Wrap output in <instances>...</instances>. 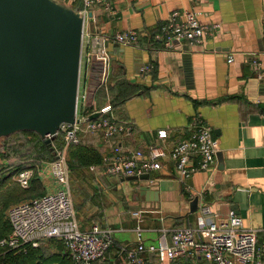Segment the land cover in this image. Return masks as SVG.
<instances>
[{
	"label": "crops",
	"instance_id": "crops-1",
	"mask_svg": "<svg viewBox=\"0 0 264 264\" xmlns=\"http://www.w3.org/2000/svg\"><path fill=\"white\" fill-rule=\"evenodd\" d=\"M57 1L75 10L83 6L82 0ZM187 8L201 11L202 22L218 26L200 44L180 41L166 47L155 35L166 28L171 12ZM87 18L84 66L98 67L95 57L87 55L95 34L134 29L140 40L135 45L108 42L112 64L107 82L97 84L90 77L88 101L78 108L80 114H94L111 105L133 131L111 141L85 131L81 145L97 148L102 161L114 144L129 150L147 151L153 144L169 149L192 132L199 116L212 127L218 148L213 170L195 173L187 180L189 188L170 157L149 179L113 175L99 165L102 161L96 163L97 171L84 178L94 196L89 216L115 230L104 263L131 264L123 247L137 245V226L144 228L145 243L158 242L162 228L179 226L194 227L206 237L205 226L213 218H226L230 210L242 217L243 227L264 236V0H104ZM146 64L151 65L148 71L142 69ZM163 129L166 138L159 137ZM40 172L26 198L62 186L50 167ZM144 185L150 188L143 190ZM196 197L198 208L192 212ZM204 206L210 214L202 213ZM144 256L147 264H160L155 254ZM183 264L194 260L184 258Z\"/></svg>",
	"mask_w": 264,
	"mask_h": 264
},
{
	"label": "built area",
	"instance_id": "built-area-1",
	"mask_svg": "<svg viewBox=\"0 0 264 264\" xmlns=\"http://www.w3.org/2000/svg\"><path fill=\"white\" fill-rule=\"evenodd\" d=\"M104 0H82L83 6L79 12L85 18L84 37L89 13L94 6ZM106 8L112 9L109 3ZM201 11L195 8L175 10L171 12L166 28L158 32L155 37L166 47H172L175 42L187 41L192 44L202 43L203 36L218 24L209 25L200 19ZM92 47L88 58L95 57L98 63L97 82H107L110 74L112 55L108 49V42L116 40L125 45H135L140 40V33L134 29H126L114 34H95L92 37ZM232 57L228 56V61ZM82 57V71L85 73V83L80 84L78 108L85 105L89 96L91 67L84 66ZM150 64L142 69L148 71ZM89 77V79H88ZM91 82V81H90ZM82 98V100H81ZM81 103V104H80ZM111 105L97 110L99 115L80 114L77 109V119L73 123L61 124L59 133L64 136L66 146L57 149V157L52 162V174L62 184L61 187L46 193L25 198L12 204L8 210L11 231L0 238V245L6 249L23 250L29 244L38 247L44 240L57 238L61 240L67 252L76 264H95L106 260L108 252L114 242L115 230L102 223H94L90 229H82L79 225L72 193L68 186L69 170L66 162V148L68 145L80 144L82 132H99L105 140L111 141L133 131L132 124L116 117L112 113ZM58 133V134H59ZM168 130L159 131L160 138H166ZM217 139L212 134V127L195 117V127L190 134L177 140L171 148L153 144L147 151L143 149L129 150L114 144L111 153L101 164L107 173L118 176H132L150 173L162 168L163 159L170 157L179 172L184 185L189 188L187 180L200 171H212L215 166L217 153ZM99 165L93 164L92 168ZM33 167H25L16 172V180L22 187H29L35 177ZM202 213H211L208 206L202 207ZM135 214L140 217L139 211ZM159 241L145 243L144 228L137 226L139 237L133 248L123 247L126 260L131 264H147L145 252L155 254L160 264L174 261L183 264V259L192 257L194 264L207 262L210 264H264V236L259 237L257 231L245 228L242 217L234 210H230L224 219L213 218L204 230L206 237L191 226H179L172 230L162 228Z\"/></svg>",
	"mask_w": 264,
	"mask_h": 264
},
{
	"label": "water",
	"instance_id": "water-1",
	"mask_svg": "<svg viewBox=\"0 0 264 264\" xmlns=\"http://www.w3.org/2000/svg\"><path fill=\"white\" fill-rule=\"evenodd\" d=\"M84 24L57 0H0V137L33 130L50 142L62 123L76 121Z\"/></svg>",
	"mask_w": 264,
	"mask_h": 264
},
{
	"label": "rangeland",
	"instance_id": "rangeland-1",
	"mask_svg": "<svg viewBox=\"0 0 264 264\" xmlns=\"http://www.w3.org/2000/svg\"><path fill=\"white\" fill-rule=\"evenodd\" d=\"M85 56L86 54L83 50V60ZM97 73V69L91 67L89 76L92 78L96 77ZM84 83L85 73L82 71V76H80V84H82V87ZM88 83L91 90L90 81H88ZM61 136L54 142L59 148L66 146ZM42 143L40 136L21 131L6 137H0V217L5 216L8 219V210L10 206L27 197L26 192L29 190L28 188H30V186L25 188L17 182L16 172L18 168L33 167L36 173L35 176H39L41 170L48 169L49 167L51 168L55 156L54 152L48 151ZM73 147L72 145H68L66 148V162L69 170L68 186L72 193L80 227L83 229L91 228L95 220L92 218L94 216H89L88 209L90 197L93 195L88 191V181L84 178L97 171V169L91 166L76 165L74 160H71L68 155L69 150ZM38 248L39 255L33 258H27L23 264H41L42 258L53 252H62L60 254H66L61 240L57 238L44 240ZM105 261L106 260H102V264H108L104 263ZM66 263L68 264L67 259L62 264Z\"/></svg>",
	"mask_w": 264,
	"mask_h": 264
},
{
	"label": "trees",
	"instance_id": "trees-1",
	"mask_svg": "<svg viewBox=\"0 0 264 264\" xmlns=\"http://www.w3.org/2000/svg\"><path fill=\"white\" fill-rule=\"evenodd\" d=\"M21 132L37 135L41 137V142L42 145L48 150V151H53L54 152V159L57 157V149L59 148L54 142H56L60 137L63 138V134L60 132L55 139H53L50 142H47L46 139H44L38 132L33 131V130H22ZM6 137V136H4ZM74 146L69 150L68 155L70 156L71 160H74L76 165L78 166H90L91 164H96L100 163L102 161V155L100 151L92 146H86V145H81V144H75L72 145ZM25 167L18 168L17 171L23 169ZM36 175V174H35ZM36 177V176H35ZM35 177L33 178L32 182L35 180ZM35 184H30L29 190H27L26 196L31 191V188H34ZM4 215V214H3ZM11 231V224L9 219H7L5 216L0 217V238L5 236ZM62 252H53L48 255H45L42 258V263L43 264H62L64 261H68V264H76L73 259L69 256L68 252L66 254H60ZM39 255V248L38 247H33L31 245H27L25 249L23 250H14V249H6L3 248L0 245V264H23L27 258H33L34 256ZM41 263V264H42ZM67 264V263H66ZM174 264H176L174 262ZM201 264H209L207 262H202Z\"/></svg>",
	"mask_w": 264,
	"mask_h": 264
}]
</instances>
